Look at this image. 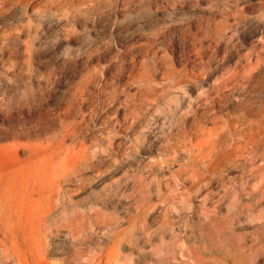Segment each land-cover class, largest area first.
Masks as SVG:
<instances>
[{
    "label": "rangeland",
    "instance_id": "rangeland-1",
    "mask_svg": "<svg viewBox=\"0 0 264 264\" xmlns=\"http://www.w3.org/2000/svg\"><path fill=\"white\" fill-rule=\"evenodd\" d=\"M18 1L3 9L0 5V191L12 211L11 233L6 238L0 234V264H264V154L245 151L263 145L264 116L257 114L264 86L254 90L252 116L240 102L245 93L237 89L233 99L239 103L213 119L218 107L206 112L205 100L195 99L199 107L192 115L188 99L196 97L193 81L197 92L210 95L214 80L203 85L200 73L188 67L186 86L174 87L164 74L185 68L178 55L198 67L190 37L195 22L210 15L220 21L221 16L194 10L189 0H59L60 6L53 0H30L22 7ZM237 11L235 17L260 21L264 0L242 3ZM260 26L258 32L236 27L232 41L227 33L213 45L219 60L230 55L236 72L256 62L264 70V20ZM154 31L160 32L155 52L143 57ZM183 33L190 37L185 43ZM209 42L197 46L205 59L214 54ZM154 57L161 64L152 83L145 84L156 88L160 99L141 104L142 120L125 119L130 116L125 100L140 94L131 65L144 60L150 65ZM77 90L88 100L77 97ZM92 104L100 105L96 117L91 116ZM71 123L77 126L73 136ZM221 129L226 142L217 153L209 145ZM86 162L89 168L83 170ZM45 181L63 188L47 220L40 216L45 201L38 193ZM79 186L85 187L74 191ZM152 205L156 216L147 221L138 216ZM90 207L104 214L107 226L84 220L81 213ZM167 209L174 225L159 228ZM71 222L78 240L68 236ZM186 222L200 228L189 230Z\"/></svg>",
    "mask_w": 264,
    "mask_h": 264
},
{
    "label": "bare ground",
    "instance_id": "bare-ground-1",
    "mask_svg": "<svg viewBox=\"0 0 264 264\" xmlns=\"http://www.w3.org/2000/svg\"><path fill=\"white\" fill-rule=\"evenodd\" d=\"M12 1L14 0H4L3 2L0 3L1 5V8L3 9L7 4L9 3H12ZM30 0H20L18 1L20 3V7L26 5L27 3H29ZM61 1V0H60ZM59 0H53L52 2H50L52 5H57V6H60ZM155 1V0H154ZM187 0H165V3L168 2H172L173 4H181V3H186ZM190 1V4L192 5V8L195 10H199V11H204L206 12L207 14L209 12H212L213 14H218L221 16V20L219 21L218 19V16L216 18L213 17L212 15L208 16V17H202L200 19H198L195 24L197 23L196 26H198L196 29V32L195 33H190V37L192 38L193 40V43H194V56L195 59H199V65L198 67H196V63H194L191 59H184L183 56L181 55H178L180 56V61H183L185 60L184 62L186 63L185 65V68L181 71H166L164 74L166 75V77L168 79L171 80V82L174 84L173 86L174 87H182V86H186V79H187V69L188 67L192 68L191 72L195 73L196 71H198L200 74L198 76V79L199 81H201L200 83L201 84H208L209 85V81H212L214 80L216 82V88L213 90V92L208 95L206 94L205 92H201V91H198L197 92V84L194 83V81L191 83L190 85V88L192 91L196 92V97H193V95L190 96V98L188 99V104H190V108L191 111L190 113L193 115L195 114L194 112L197 110V108L199 107V103L196 102L194 103V100L195 99H198L200 100V102H202L203 100H205V104H204V109H206V112L207 111H211L215 108L218 107V111H214L212 113V118L213 119H216V116L221 113L222 111H224L225 109H228L230 107H232L231 105H233L232 103H239V100L237 98H234L233 99V95L235 93V91H240L241 93H245L244 96L245 98L243 100H241V104H243L245 106V109H246V112L247 114L251 115V107H250V102L251 100L253 99L255 101V99L253 98V94H254V90L255 88L257 87H260L261 86H264V70H262L263 68H259L260 67V63L259 62H256L255 64H250L249 68L247 71H239V72H236L234 71L233 69H231L230 65H229V62H230V55L227 56V57H224L222 58L221 60H219L218 58V55L217 53L214 51V48H213V45H215L216 47L221 43V41L223 39H225V37H227V33L230 34L229 37L227 38L229 41H232V39L235 37V28L240 26V27H243L244 30L246 31H253V30H256L258 32V30H260L259 27L260 26V21H263L262 18L264 16H262L261 20H253V19H249L247 17H244V16H238V17H235L237 13H240V11H237V8L240 6V4L242 3H245V2H250V0H189ZM204 1V6H202L200 4V2H203ZM152 2V0H151ZM161 2V1H160ZM206 2V3H205ZM32 3V2H31ZM47 3H48V0H47ZM252 3V1H251ZM149 4V3H148ZM189 4V5H190ZM31 5V4H30ZM33 5V3H32ZM31 5V6H32ZM251 6V5H250ZM19 7V8H20ZM157 7V6H156ZM38 9L41 8V11L43 13H46V8L42 10V6L41 5H38L37 6ZM236 10H235V9ZM252 8V7H251ZM246 9V8H245ZM263 10V9H262ZM198 12V11H197ZM203 12V13H204ZM211 13V14H212ZM181 14V13H180ZM192 14V13H191ZM201 14V13H200ZM259 14V13H258ZM264 14V13H262ZM260 14V15H262ZM39 14L37 13L36 16H38ZM179 15V14H178ZM257 16L258 18L260 17ZM198 16V15H197ZM254 16V15H253ZM231 17H235V23L230 25L228 22L229 20L231 21ZM177 18V17H176ZM189 18V17H188ZM257 18V19H258ZM1 20V19H0ZM188 20V19H187ZM233 21V20H232ZM194 24V25H195ZM191 25V24H190ZM204 25V26H203ZM176 26V25H175ZM172 27V26H171ZM195 27V26H194ZM264 27V26H263ZM20 28V27H19ZM192 28V26H191ZM170 29V28H169ZM173 29V28H171ZM176 29V28H175ZM180 29V28H179ZM238 29V28H237ZM264 29V28H263ZM21 30V29H20ZM174 30V29H173ZM24 32V31H23ZM167 32V31H166ZM191 32V31H190ZM25 33V32H24ZM168 33V32H167ZM246 34V33H245ZM258 34V33H257ZM264 34V33H263ZM160 35V32H157V31H154L153 34L151 35L152 37V41L151 42H148L146 43L144 46H143V57H147L149 56L152 52H155V42L157 40H159V36ZM167 35V34H166ZM169 35V34H168ZM188 35V36H189ZM182 36V40H184V42L182 41L181 43H185V40H187V35L185 33L181 34ZM252 36V35H251ZM254 36V35H253ZM161 37H163L161 35ZM167 37V36H166ZM165 37V39H166ZM255 37V36H254ZM251 38V37H250ZM19 39V38H18ZM211 42L212 45H208V50L213 52V56H210L208 57L207 59H205L206 57V54L204 52V50L202 48H199L197 47L199 44L201 45L203 43V41L207 40ZM161 40H163L164 42V39L161 38ZM170 41V39H167ZM166 41V40H165ZM168 41V42H169ZM190 41V40H189ZM254 41V40H253ZM158 42V41H157ZM209 42V43H210ZM205 43V42H204ZM166 45V44H165ZM183 45V44H181ZM190 45V43H189ZM199 45V46H200ZM225 45V44H224ZM264 45V44H263ZM157 46V44H156ZM184 46V45H183ZM186 46V45H185ZM164 47V46H163ZM203 47V46H202ZM224 47V46H223ZM162 48V47H161ZM160 48V49H161ZM184 48V47H183ZM252 48V47H250ZM157 49V48H156ZM159 49V48H158ZM186 49V48H185ZM188 49V48H187ZM186 49V51H187ZM135 50V49H134ZM183 50V49H181ZM189 50V49H188ZM207 50V48H206ZM98 51V50H97ZM184 51V50H183ZM182 51V52H183ZM191 51V50H190ZM209 51H206V52H209ZM223 51V50H222ZM245 51V50H244ZM181 52V51H180ZM189 52V51H188ZM187 52V53H188ZM210 52V53H211ZM185 53V52H184ZM183 53V54H184ZM153 54V53H152ZM208 54V53H207ZM264 54V53H262ZM158 55V54H157ZM187 55V54H186ZM190 56V55H189ZM208 56V55H207ZM222 56V54H221ZM220 56V57H221ZM189 58V57H188ZM147 59V58H146ZM166 59V58H165ZM195 61V60H194ZM175 62V61H174ZM179 62V61H178ZM180 63V62H179ZM182 63V62H181ZM180 63V64H181ZM161 64V63H160ZM159 59L157 57H154L153 58V61L151 62V64L149 65V61L147 60H144L143 63L140 64V66H138L137 63H135L133 61L132 65H131V75H134L136 72H137V75L139 77L138 79V82L140 83V87H139V91H140V94L138 97L136 96H132V97H129V99L125 100L127 101V111H129V115L130 116H126L125 119H129V118H132L134 121H138L140 120L142 117H141V114L138 113V110L141 109L142 107V103L144 101H148V100H152V101H158L160 99V95L158 94L156 88H154L152 85L151 86H147V84H151L152 81H153V77L156 76L155 74L157 73V69L159 68ZM176 64V63H174ZM163 65V64H162ZM183 65V64H182ZM175 66V65H174ZM124 69V67H123ZM162 69V68H161ZM126 70V69H124ZM225 72V74H223L221 77H219L220 73H223ZM227 72V73H226ZM194 75V74H193ZM192 75V76H193ZM201 75V76H200ZM122 77V76H121ZM189 77V76H188ZM131 78V77H130ZM195 79V78H194ZM197 79V77H196ZM163 80V78H162ZM191 81V80H190ZM239 81H242L243 83L241 85H239ZM188 82V80H187ZM147 83V84H145ZM199 83V82H198ZM105 84V83H104ZM103 84V85H104ZM109 84V83H108ZM203 84V85H204ZM205 84V85H206ZM101 85V84H100ZM118 86V85H116ZM90 87V86H89ZM103 87V86H102ZM101 87V88H102ZM115 87V86H114ZM166 87V86H165ZM108 88V87H107ZM112 86L108 89H111ZM99 89H100V86H99ZM98 89V90H99ZM106 89V88H105ZM119 89V87H118ZM117 89V90H118ZM212 89V88H211ZM97 90V89H95ZM101 90H104V89H101ZM107 90V89H106ZM199 90V89H198ZM259 90V89H258ZM257 90V91H258ZM264 90V89H263ZM78 91V90H77ZM256 91V90H255ZM90 91H88V94H89ZM95 92V91H94ZM114 92V91H113ZM112 92V93H113ZM263 92V91H262ZM87 93V92H85ZM91 93V92H90ZM105 93V92H104ZM117 93V92H116ZM226 94V95H225ZM256 94V93H255ZM254 94V95H255ZM257 94H262L260 92H258ZM90 95V94H89ZM92 96H94V98H96V94L95 93H92L91 94ZM102 95V94H101ZM100 95V96H101ZM116 95V94H114ZM263 95V100L261 99L260 101H262L260 107H259V111H258V116H260L261 118H263L264 116V94ZM260 95V96H262ZM77 97L83 99L84 101H87L88 99L85 98L86 96H84V91L83 90H80L77 92L76 94ZM107 96V95H106ZM204 96L205 99L203 98ZM256 96V95H255ZM128 97V96H127ZM91 98V97H90ZM102 98V97H101ZM115 98V97H114ZM82 100V101H83ZM89 100H92V99H89ZM97 100V98H96ZM252 100V101H253ZM259 100V99H258ZM79 101V100H78ZM99 101V100H98ZM118 101V100H117ZM258 101V102H260ZM69 102V101H68ZM92 102L94 103L95 102V99L94 101L92 100ZM100 102V101H99ZM102 102V101H101ZM107 102V101H106ZM124 102V101H123ZM257 101H255L254 103H256ZM79 103V102H78ZM150 103V102H149ZM186 103V102H185ZM81 104V103H80ZM102 103H100L101 105ZM203 104V102H202ZM75 105V104H74ZM73 105V106H74ZM98 104H92V112H91V116H95L97 115V112L99 110V106ZM242 105V106H243ZM195 106H197V108H195ZM255 106H257L255 104ZM83 107V106H82ZM87 107V105H86ZM145 107V106H144ZM234 107V106H233ZM241 107V106H240ZM258 107V106H257ZM80 108V107H79ZM236 108V106H235ZM239 108V107H238ZM66 109V107H65ZM77 109V108H76ZM87 109V108H86ZM105 109V108H104ZM202 109V110H204ZM237 109V108H236ZM82 112H83V108L81 109ZM114 110V109H113ZM121 110V109H120ZM232 110V109H231ZM230 110V111H231ZM239 110V109H238ZM244 110V109H243ZM233 111V110H232ZM100 112V111H99ZM98 112V113H99ZM114 112V111H112ZM111 112V113H112ZM202 112V111H200ZM199 112V113H200ZM205 112V110L203 111ZM239 112V111H238ZM121 113V111H120ZM83 114V113H82ZM106 114V113H105ZM110 114V113H109ZM203 115V114H202ZM206 115V114H205ZM104 116V115H103ZM106 116V115H105ZM120 116V115H119ZM199 116V115H198ZM197 116V117H198ZM208 116V115H206ZM228 116V115H227ZM252 116V115H251ZM68 117V116H67ZM81 117V115H80ZM79 117V118H80ZM83 117V115H82ZM200 117V116H199ZM257 117V116H256ZM110 118V117H109ZM108 118V119H109ZM196 118V116H195ZM194 118V119H195ZM202 118V117H201ZM235 118V117H234ZM239 118V117H237ZM87 119V118H86ZM92 119V118H91ZM103 119V118H101ZM99 119V120H101ZM192 119V120H194ZM204 119V117L202 118ZM79 120V119H78ZM131 120V119H130ZM142 120V119H141ZM208 120H211V119H208ZM237 121V119H235ZM259 121L261 119H258ZM84 121V120H83ZM96 121V120H95ZM196 121V120H195ZM218 121V120H217ZM241 121L243 124H247L248 123V119L245 118V117H242L241 118ZM91 122V121H90ZM101 122V121H100ZM105 122V121H104ZM192 122V121H191ZM207 122V121H206ZM187 123V122H186ZM193 123V122H192ZM203 124H205L203 122ZM233 124H234V121H233ZM83 125V124H82ZM100 125V124H99ZM110 125V124H109ZM128 125V124H127ZM208 125V124H207ZM235 125H236V122H235ZM91 126V125H89ZM190 126V125H189ZM193 126V125H192ZM197 126V123L196 125ZM233 126V125H232ZM93 127V126H92ZM96 127V126H95ZM98 127V125H97ZM137 127V126H136ZM191 127V126H190ZM216 127V126H215ZM214 127V128H215ZM104 128V127H103ZM166 128V127H165ZM232 128V127H231ZM70 133L69 135L70 136H73L76 132H77V126L75 125V123H71L70 125ZM79 129V128H78ZM105 129V128H104ZM109 129V128H108ZM94 130V129H93ZM91 130V131H93ZM122 130V129H121ZM169 130V129H168ZM213 130V129H212ZM103 131V130H102ZM189 131V130H188ZM81 132V131H80ZM95 132V131H94ZM194 132V131H193ZM89 133H90V130H89ZM93 133V132H92ZM91 133V134H92ZM188 133V132H186ZM192 133V132H190ZM225 132L221 129L219 132H218V136L217 138L213 141L212 145H209V147H211L212 151H215L217 150V153H221L222 152V148L224 147V144L226 142V138H223V136L225 135L224 134ZM249 133V132H248ZM105 134V133H103ZM181 134V133H180ZM96 135V134H95ZM99 135V134H98ZM185 135V133H184ZM203 135V134H202ZM129 137V136H128ZM181 137V136H180ZM92 137L90 136V139ZM86 139V138H85ZM89 139V140H90ZM128 139V138H127ZM133 139V138H132ZM94 140V139H93ZM129 140V139H128ZM104 143H105V140H102ZM262 142V144H257V145H254L252 146V148H246L245 151H248L249 149H252V151L256 152V153H263L264 154V138L261 139L259 141V143ZM68 143V142H67ZM175 144V143H174ZM117 145V144H116ZM123 145V144H122ZM176 145V144H175ZM103 148V147H102ZM164 148V147H163ZM99 149V148H98ZM165 149V148H164ZM163 149V151H164ZM128 151V150H127ZM165 152V151H164ZM168 152V151H167ZM99 153V152H98ZM113 154V153H112ZM140 154V153H139ZM147 155V154H146ZM162 155V154H161ZM111 156V155H110ZM109 156V157H110ZM148 156V155H147ZM108 157V158H109ZM191 157V156H190ZM100 159V158H99ZM105 159V157L103 158ZM106 160H107V157H106ZM109 160V159H108ZM97 163H99V160L97 159ZM101 161H103L101 159ZM102 162H100L101 164ZM104 163V161H103ZM96 164V163H94ZM185 164V163H184ZM99 165V164H98ZM102 165V164H101ZM179 167V166H178ZM89 168V162H86V164L84 165V169H88ZM94 168V167H93ZM175 168V167H174ZM95 169V168H94ZM94 169H92L94 171ZM104 169V168H103ZM106 169V168H105ZM97 170V169H95ZM180 170V169H179ZM169 171V170H168ZM175 171V170H174ZM188 172V170H186ZM166 172V171H165ZM79 175V180L80 181H83L85 182L86 180V176L83 172L81 171H78L77 173ZM69 177V176H67ZM109 179V178H108ZM78 180V181H79ZM89 180V179H88ZM119 179H117L118 181ZM46 182V181H45ZM44 182V186H38L39 187V190H38V193H39V196L41 197L42 200L45 201V204L43 206V212L40 213V216H42L41 218L42 219H48L49 216L51 215V213H53L56 205H57V199H59L63 193V188L62 186H47L46 184L48 182L45 183ZM100 183V182H99ZM188 183V182H187ZM188 185V184H187ZM196 185V184H195ZM199 185V184H198ZM85 186H79L77 189H75L74 191H80L84 188ZM261 193V192H260ZM6 193L0 191V234L3 236V237H7L10 233H11V227L8 226V221H9V218H10V215L12 213L11 211V208H7L6 206V201L3 200V198L5 197ZM78 198V197H77ZM101 198H104L103 196ZM5 199V198H4ZM82 200H84V198L81 199V202ZM115 200V199H114ZM105 201V200H104ZM167 204V203H166ZM83 205V204H82ZM125 205V204H124ZM127 205V204H126ZM76 206V205H75ZM118 206V205H116ZM117 208V207H116ZM156 209H157V206L156 205H152L150 206L149 208H147L146 210L144 211H138V216L141 217L143 216L144 220L147 221V219L149 217H153L156 213ZM90 211H82V216L84 218V220L91 224V225H99V226H107L108 225V222L104 216V214L97 210V209H94L93 207H90L89 209ZM91 210L93 211V213H91ZM121 210V209H120ZM222 210V209H221ZM220 211V210H219ZM76 214L79 213L78 211H75ZM168 212L169 210L167 209V211L165 212V214H163L162 216V221H161V226L159 228H163V227H167V228H172L174 223H172L170 220H169V217H168ZM36 217H38L35 214ZM183 215V214H182ZM156 216V215H155ZM180 216V215H179ZM194 218V217H193ZM256 225V224H255ZM258 225V224H257ZM259 226V225H258ZM184 227L185 228H188L189 230H192V229H195L196 227H199L200 226H195L193 223H189V222H186L184 223ZM84 228V227H83ZM103 229V228H102ZM205 229H208V230H211L213 232H216L217 230L214 229L212 226L211 227H206ZM86 230V229H85ZM264 230V229H263ZM89 232V231H87ZM83 233V232H81ZM78 234L79 232H77V230H75L74 228V223L71 222V226L69 227V232H68V236L70 238H72L73 240H78L77 237H78ZM262 235V234H261ZM264 235V234H263ZM264 238V236H263ZM95 239V238H94ZM263 240V239H262ZM211 241V240H210ZM252 241V240H251ZM88 242V241H87ZM262 242V241H261ZM67 243V242H66ZM253 243V242H252ZM255 243V242H254ZM261 244V243H260ZM264 243H262L263 245ZM261 245V246H262ZM258 247V246H257ZM259 248V247H258ZM234 250V249H233ZM244 250V249H243ZM255 250V249H254ZM243 252V251H242ZM61 254V253H60ZM241 254V252H240ZM243 255H244V252H243ZM247 255V254H246ZM51 257V255H50ZM54 257V256H53ZM244 258V257H243ZM229 260V259H228ZM245 260V259H244ZM255 262V261H254ZM240 263V262H239ZM110 264H114V261L111 262Z\"/></svg>",
    "mask_w": 264,
    "mask_h": 264
}]
</instances>
